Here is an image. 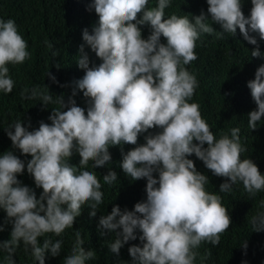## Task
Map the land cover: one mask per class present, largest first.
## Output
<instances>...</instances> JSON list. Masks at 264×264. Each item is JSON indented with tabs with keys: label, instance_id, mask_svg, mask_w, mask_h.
<instances>
[{
	"label": "clouds",
	"instance_id": "obj_1",
	"mask_svg": "<svg viewBox=\"0 0 264 264\" xmlns=\"http://www.w3.org/2000/svg\"><path fill=\"white\" fill-rule=\"evenodd\" d=\"M206 3L207 14L202 11L189 19V15L175 14L165 18L170 0H157L151 8L149 0H92L89 10H94L98 20L91 34L87 29L82 32L84 43L76 63L84 75L75 82L67 104L57 97L60 107L52 109L50 123L42 121L38 129L29 131L20 119L6 130L12 147L31 157L26 171L35 188L42 189L37 198L33 189L17 179L25 171V162L12 151L0 154V209L11 224L10 239L0 242V249L9 253L8 264H14L11 257L21 242L38 264H45L46 253L60 255L62 241L44 239L41 244L39 238L60 236L73 228L86 203L89 217H96L103 202L96 172L84 170L89 161L93 169L105 167L111 162V147L137 145L142 134H146L144 143L126 154L122 151L119 166L133 181L146 180V199L131 211L114 205L98 221L101 235L115 234L110 251L116 255L137 239V230L141 233L142 246L128 248L131 264H195L198 253L194 249L202 242L218 245L229 229L231 218L221 196L205 190L208 177L188 157L194 155L214 176L226 178L220 193L230 192L238 182L251 197L264 190V175L256 164L249 158L241 160L246 148L240 142V129L233 128L230 136L222 134L217 139L202 118L199 104L188 102L198 82L184 67L197 59L194 50L200 35L215 32L213 23L221 26V35L234 36L239 29L248 44L256 45L251 57L262 58L257 39L250 33L264 41V0H251L247 17L241 0ZM145 25L151 29L147 39L141 32ZM85 45L101 61L98 66H90ZM29 58L27 42L15 21L0 19V91L10 94L14 88L7 65ZM47 75L55 82L54 76ZM247 87L256 105L247 115L248 127L255 131L264 117V65ZM44 89L34 87L27 95L25 88L20 95L22 99L39 97L47 108L54 96ZM77 90L89 102L86 113L72 99ZM152 129L158 131L153 134ZM73 150L80 157L79 167L68 163ZM117 180L115 171L103 175L105 184ZM260 208L264 209V200ZM251 224L254 231H264V211L252 217ZM83 245L77 231L64 264L93 259L95 252ZM242 246L247 247L246 243Z\"/></svg>",
	"mask_w": 264,
	"mask_h": 264
},
{
	"label": "trees",
	"instance_id": "obj_2",
	"mask_svg": "<svg viewBox=\"0 0 264 264\" xmlns=\"http://www.w3.org/2000/svg\"><path fill=\"white\" fill-rule=\"evenodd\" d=\"M92 0H0V19L5 21L13 19L19 34L27 42V51L30 58L22 64H8L9 76L14 81V88L10 94L0 91V154L12 151L14 155L25 162V171L17 176L22 185L28 186L36 193L37 198L42 189L35 188L33 178L26 171V164L30 156L21 155L19 150L12 147L6 134L8 126L17 120H22L28 130L38 129L40 122L50 123L48 120L52 109L60 107L57 97H63L67 104L75 82L80 80L84 71L79 69V47L84 43L82 32L87 29L89 34L96 25L98 17L94 10H89ZM157 0H149L148 7H155ZM242 12L247 17L250 14L251 0H241ZM206 0H170V6L165 9V18L175 14L177 16L189 15V19L198 16L202 11L207 14ZM211 24V21H208ZM215 32L201 34L196 41L195 55L197 59L184 67L195 76L198 87L189 103L199 104L202 118L210 126V130L217 139L222 134L231 135L230 130L239 128L240 142L246 151L241 154V160L251 159L264 175V117L258 122L257 129L252 131L248 127L247 115L256 109L251 98L247 83L255 78L256 70L264 65V41L255 36L262 58L251 57V51L256 45H250L244 40L237 29L232 36L229 33L221 35L223 29L219 24L211 25ZM142 38L147 39L151 29L145 25L141 27ZM161 43H165L161 37ZM51 45L49 47L48 45ZM85 52L90 66H98L101 61L85 45ZM55 77V82L50 78ZM54 96L52 103L45 108L42 101L36 99H22L21 92L27 88L38 87ZM72 99L76 106L85 109L89 106L88 100L82 92ZM30 125V127H29ZM158 129H152L153 134ZM144 135L138 137L137 145H122L109 149L111 162L103 168L93 169L92 162L84 170L94 171L101 183L103 202L97 207L96 217H89V207L86 203L81 207V215L76 218L73 228L66 229L60 236L47 234L39 238L62 241L60 255L53 257L45 254V264H64L66 256L71 254L76 242V232L79 231L84 240L85 250L95 252L93 259L85 264H131L128 248L132 245L142 246L137 230V239L125 244L116 255L110 251V244L115 240L114 233L101 235L98 227L100 216L108 215L114 205L123 211H131L137 202L146 199V180L133 181L126 176L120 168L122 151L126 154L135 146L144 143ZM206 147V145H205ZM194 161L198 172L206 175L209 183L205 190L210 194H218L222 198V205L226 207L231 218V225L221 236L218 245L202 242L194 249L198 253L195 264H264V231L256 232L251 219L259 211L260 201L264 200V190L251 197L243 187L242 182L232 186L228 193H220L219 186L227 182L226 178L216 177L207 170L203 163L194 155L188 157ZM80 157L73 150L68 163L79 167ZM112 170L117 173L118 180L111 185L103 182V175ZM0 242L10 239L11 224L6 213L0 209ZM246 243L247 247L242 245ZM9 253L0 249V264H8ZM14 264H38L31 256V249L25 250L21 242L12 254Z\"/></svg>",
	"mask_w": 264,
	"mask_h": 264
}]
</instances>
